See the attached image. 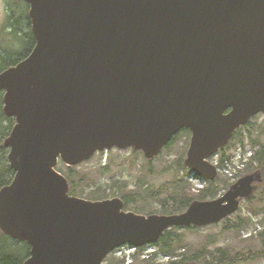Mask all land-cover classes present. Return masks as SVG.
<instances>
[{
    "label": "water",
    "instance_id": "water-1",
    "mask_svg": "<svg viewBox=\"0 0 264 264\" xmlns=\"http://www.w3.org/2000/svg\"><path fill=\"white\" fill-rule=\"evenodd\" d=\"M22 1L36 44L0 73L3 113L15 120L0 231L29 244L23 264H104L174 227L221 223L254 195L259 173L182 213L144 215L120 198L71 195L57 167L114 148L152 161L188 129L185 165L216 181L209 159L264 114V0Z\"/></svg>",
    "mask_w": 264,
    "mask_h": 264
},
{
    "label": "rangeland",
    "instance_id": "rangeland-1",
    "mask_svg": "<svg viewBox=\"0 0 264 264\" xmlns=\"http://www.w3.org/2000/svg\"><path fill=\"white\" fill-rule=\"evenodd\" d=\"M12 11H15L16 18L14 24L10 25L7 18ZM29 11L30 6L22 0H0V69L3 65L1 57L10 62L29 50L26 42L30 40L28 34L32 33ZM24 13L27 15H24ZM3 97L4 92L1 91L0 118L2 120H0V125L4 124L7 126L9 121L7 122L5 119L9 120L10 118H7L3 113ZM12 120L15 124V120ZM251 122V126L245 129L242 135L240 134L231 143L230 148L226 151L227 157L223 163H221V156L218 153L217 159H219L221 165L218 179H228L234 184L246 175L259 173L257 165L253 164L255 167L251 166L252 159L257 152L263 151L264 154V114L257 119H252ZM190 133L183 130L178 135H175L176 139L174 142L169 143L152 161L146 159L143 152L134 151L131 148L123 150L114 148L110 151L96 153L92 159L77 167H68L64 162L60 161L57 170L67 176L70 173L69 168H74V171L81 178H84L83 184L79 185L77 189V195H81L80 198L89 200V197L105 195L104 197H107V199L120 198L123 200L124 192H120V189L124 188L125 192L130 193L131 200L135 201L128 207L125 204L126 211L141 208L138 211L144 215L161 214L156 212L161 207L160 200L173 191L174 183L177 180H181V176L188 182L191 192L194 194H199L207 185L191 170V173H187L179 168V163L185 165L192 136ZM5 139L1 142L3 148H5L3 146ZM9 152L10 149L7 148L0 152L1 166L8 164L10 167ZM238 152H242L243 159H247L245 161L246 166L242 169L237 167ZM247 153L249 155L245 156L244 154ZM227 170L234 174V177L230 176ZM249 170L253 172L248 173ZM229 188H221L218 196L224 195ZM131 194H133V197H131ZM252 198L251 203L243 200L238 211L221 223L198 228L197 230L183 229L180 231V244L176 246L177 248L172 254H164L158 251V255L144 258V249L133 254V263L131 264L136 262L138 264H148L143 261H150L151 264H169L171 258L176 260L178 256L185 253L186 249L193 253L205 248L207 242H214L208 246L209 249H229L232 255L237 253L249 254L251 252L261 254V257L254 261L239 264H264L263 178L256 183V191ZM240 218L248 220L246 227L240 231L233 230V225L239 224ZM120 261L126 264L125 260L112 254L108 257L105 264L118 263Z\"/></svg>",
    "mask_w": 264,
    "mask_h": 264
},
{
    "label": "trees",
    "instance_id": "trees-1",
    "mask_svg": "<svg viewBox=\"0 0 264 264\" xmlns=\"http://www.w3.org/2000/svg\"><path fill=\"white\" fill-rule=\"evenodd\" d=\"M24 15H27V14L24 13ZM15 16H16L15 11H12V13L8 15L7 20L10 25L14 24L15 18H16ZM28 36L30 37V40L26 42L29 46V50L26 53L20 55L19 58H17L16 60H11L10 62H8L6 59L1 57V62H3V65L1 66L0 73L12 66H15L16 64H18L19 62H21L22 60H24L31 54L32 50L35 47L36 42L31 32L28 34ZM261 115L262 114H258L253 119H257ZM12 119L13 118H10L9 120L5 119L7 122L9 121V125L7 126L4 124L0 125V152L4 151L5 149L1 146L2 140L5 139L7 136H9L14 126ZM0 120L2 119L0 118ZM251 123L252 122L250 121L248 124H246L239 130H237L231 142L219 151V154L221 156L220 157L221 163H223L225 158L227 157L226 151L227 149L230 148L231 143L234 140H236L240 134L242 135L243 131L245 129H248L251 126ZM184 131H188L190 133V131L187 129H184ZM175 139L176 138L174 137L171 142H174ZM4 160H5V156H4ZM252 160L253 162H252L251 167H255L253 166V164L257 165L256 166L257 170L259 171L261 178H263L264 180L263 151L257 152ZM179 168L183 170L184 172L191 173L190 169H188L185 165L181 163H179ZM69 170H70V173L69 175L66 176V178L68 179L70 183V194L73 196L80 197L81 195H77L78 194L77 189L79 185L83 184L84 178L83 177L81 178L80 175L74 171V168H69ZM249 172H253V171L249 170L248 173ZM14 177H15V172L13 171L11 167L8 166V164L5 166L3 165L1 166L0 164V190L5 186L10 185ZM181 177H182L181 180H177L174 183L173 191H171V193H169L168 196H166L164 199L160 200L161 207L159 211H156V212H159L161 214L182 213L186 211V209L190 206L192 202L196 200L206 201V200L216 199L219 197L218 195L221 191V188L231 187L233 185V182H231L230 180L219 178L216 181L207 182L206 187L199 194H194L191 192V187L189 186L188 182L184 179L183 176ZM120 192L122 193L124 192L123 201L128 207L134 200L133 201L131 200L132 198H130L129 196L130 193L125 192L124 188H121ZM131 195H132L131 197H133V194ZM104 196L105 195H102L100 197H89L88 199L92 201H99V200L107 199V197H104ZM252 197L247 199V201L251 203L253 200ZM140 209L137 208V209H134L133 211L136 213L142 214L138 211ZM247 223H248L247 219L240 218L239 224H234L232 229L236 231H240L242 228L246 227ZM197 229L198 228L196 227L184 228V230H197ZM182 230H183L182 228L174 227L166 231L164 236L161 238V240L157 244L159 251L164 254H172L176 250L177 248L176 246L180 244L181 234L179 233ZM211 243H214V242H207L205 248L195 251L193 253L191 251H187L186 249L185 253L181 254V256H178L176 260L171 258V261L169 262V264H195V263L239 264L242 262H251V261L256 260L258 257H261V254H256L253 252L249 254L237 253V254L232 255L229 249L219 248V249L211 250L208 248V246ZM30 250L31 248L28 243L14 240L0 231V264H23L29 258ZM143 262L151 264L150 261H143ZM112 264H125V263L123 261H120L118 263L115 262ZM134 264H138V263L136 262Z\"/></svg>",
    "mask_w": 264,
    "mask_h": 264
},
{
    "label": "built area",
    "instance_id": "built-area-1",
    "mask_svg": "<svg viewBox=\"0 0 264 264\" xmlns=\"http://www.w3.org/2000/svg\"><path fill=\"white\" fill-rule=\"evenodd\" d=\"M245 156L249 155V153L247 154H244ZM218 156H215L214 157V160H213V163L215 165H218L219 164V160L217 159ZM238 162H237V167L239 169H242L246 166V163L245 161L247 159H243V153L242 152H238ZM222 171V170H221ZM228 174L230 176H233L234 174H232L229 170H227ZM234 177V176H233ZM204 182V181H203ZM205 183V182H204ZM145 249V250H144ZM143 250L145 251L144 252V258H149V257H152L156 254H158V249L156 246L154 245H150V246H146ZM137 251L136 248H133V247H130V246H124L118 250L115 251V255L123 260L126 261V264H131L133 263V254H135V252Z\"/></svg>",
    "mask_w": 264,
    "mask_h": 264
}]
</instances>
